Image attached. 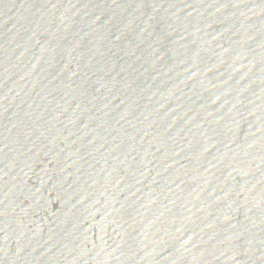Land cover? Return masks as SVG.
Here are the masks:
<instances>
[{"label": "water", "instance_id": "obj_1", "mask_svg": "<svg viewBox=\"0 0 264 264\" xmlns=\"http://www.w3.org/2000/svg\"><path fill=\"white\" fill-rule=\"evenodd\" d=\"M0 264H264V0H0Z\"/></svg>", "mask_w": 264, "mask_h": 264}]
</instances>
